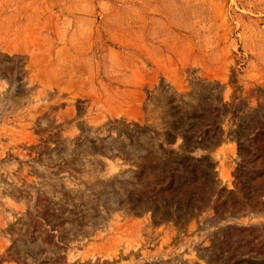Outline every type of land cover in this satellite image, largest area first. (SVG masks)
Returning a JSON list of instances; mask_svg holds the SVG:
<instances>
[{"label": "rangeland", "instance_id": "rangeland-1", "mask_svg": "<svg viewBox=\"0 0 264 264\" xmlns=\"http://www.w3.org/2000/svg\"><path fill=\"white\" fill-rule=\"evenodd\" d=\"M0 264H264V0H0Z\"/></svg>", "mask_w": 264, "mask_h": 264}]
</instances>
